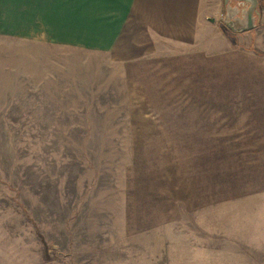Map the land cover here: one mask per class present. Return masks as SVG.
Returning <instances> with one entry per match:
<instances>
[{"label": "rangeland", "instance_id": "obj_1", "mask_svg": "<svg viewBox=\"0 0 264 264\" xmlns=\"http://www.w3.org/2000/svg\"><path fill=\"white\" fill-rule=\"evenodd\" d=\"M35 1L0 2V264H264V147L239 115L264 91V0L251 37L222 22L250 0L211 3L218 65L195 71L35 34Z\"/></svg>", "mask_w": 264, "mask_h": 264}, {"label": "crops", "instance_id": "obj_2", "mask_svg": "<svg viewBox=\"0 0 264 264\" xmlns=\"http://www.w3.org/2000/svg\"><path fill=\"white\" fill-rule=\"evenodd\" d=\"M2 1L6 0H0V2ZM223 1L39 0L35 1V34L38 32L44 37L48 36L52 41L62 45L83 50L108 52L120 61L135 62L153 57L173 62V68L190 63L193 65V71L202 69L208 64L216 66L215 69H217L218 62L215 64L216 62L211 60L212 56L208 57L202 52L218 51V38L216 34L213 36L212 32L213 28H216L212 15L216 14L217 16L219 11L217 6L213 10L211 3H221L222 7ZM30 26V22L21 24L23 29H28ZM251 31H248L250 37ZM250 47L248 46L246 50L253 52L254 50ZM255 54L257 56V53ZM184 55L186 56L184 57ZM261 64H264V59H261ZM196 65L199 66L198 69H196ZM244 75L246 76L247 72H244ZM244 82L253 81L244 79ZM179 93L181 96L185 95L184 92ZM220 95L235 100V96L239 94L236 93V90L227 91L224 94L218 92L215 98ZM243 96L260 100L257 103L253 102L252 107L243 109L239 115L244 114L246 121L247 116L252 115L250 126L244 125L245 129L256 134L247 140L257 141L258 146L255 147H264V102L261 101L264 100V91L249 87L248 90L243 91L241 97ZM193 97L198 98L195 95ZM201 97L203 99V96ZM189 103L196 106L202 105L197 100L189 101ZM186 111V108L181 107L175 113L183 115ZM214 112L204 109V105H202L195 108L194 119L203 126L207 124V121L209 122V117L213 114V120L210 119L208 123L213 125L221 120V117H218L220 113L215 115ZM210 128L208 127V129ZM255 161L261 162L262 160L256 159ZM246 163L247 161L244 160L242 169ZM263 177L249 174L243 180L242 185H251L252 181L255 184L261 183L260 179ZM216 181H218V177H216ZM240 189L245 188L241 186ZM240 189H238L239 194L244 191ZM238 191H230V196H224L223 200H230L236 196L230 193L236 194ZM249 193L251 192H247V194Z\"/></svg>", "mask_w": 264, "mask_h": 264}, {"label": "water", "instance_id": "obj_3", "mask_svg": "<svg viewBox=\"0 0 264 264\" xmlns=\"http://www.w3.org/2000/svg\"><path fill=\"white\" fill-rule=\"evenodd\" d=\"M228 0H224V3H227ZM258 0H250L249 9L247 11V14L240 17V18H234L232 17L233 14L229 15V11L231 8H229V5L225 9V17L223 18L222 22L224 25L233 33L235 34H241L244 32H248L250 30L255 29V17L253 16V11L256 10ZM232 13V11H231ZM240 20V21H239ZM238 21V22H237ZM237 22V23H236Z\"/></svg>", "mask_w": 264, "mask_h": 264}, {"label": "flooded vegetation", "instance_id": "obj_4", "mask_svg": "<svg viewBox=\"0 0 264 264\" xmlns=\"http://www.w3.org/2000/svg\"><path fill=\"white\" fill-rule=\"evenodd\" d=\"M232 1H234V0H232ZM237 18V17H236Z\"/></svg>", "mask_w": 264, "mask_h": 264}]
</instances>
